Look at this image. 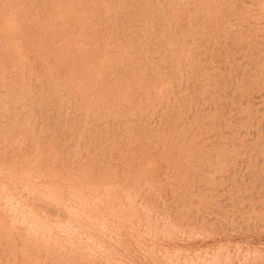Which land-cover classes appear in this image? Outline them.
<instances>
[{"label":"rangeland","instance_id":"374dc122","mask_svg":"<svg viewBox=\"0 0 264 264\" xmlns=\"http://www.w3.org/2000/svg\"><path fill=\"white\" fill-rule=\"evenodd\" d=\"M69 5L73 7L72 10ZM61 9L62 11L59 12ZM88 16L89 18H87ZM49 17L51 18L49 19ZM96 17H99V20ZM61 18L67 22H62ZM173 18L177 20H175L177 23ZM11 19L13 22L8 24L12 21ZM60 19L61 21L58 22ZM51 20L53 21L51 22ZM96 20L99 23H95L98 22ZM149 20L150 22H148ZM78 21L79 23H76ZM0 22V114L4 118L0 116V140L4 141L0 142V146L4 144L3 148L0 147V178H2L0 180V194L2 192L0 195V219H2L0 220V264H27V262L45 264L46 260L48 262L46 264H52L54 261L55 264H60V261L61 264H67L66 262L68 264L75 262V264L83 262L86 264H264V0H0ZM8 25L9 27L13 25L12 29L8 28ZM167 25H170L169 28ZM103 27H105L104 30ZM105 29L108 30L105 31ZM94 31H96L95 34ZM101 32L103 33L101 34ZM8 37H10L9 41L14 43L13 46L12 42H10L11 45L9 44ZM117 38H120L119 41ZM20 43L22 46L19 45ZM140 43L141 45H139ZM63 49L68 50L64 51ZM71 49L72 51H70ZM147 49L148 51H146ZM109 55L112 56L109 58ZM135 55H137V59ZM123 56L124 58H121ZM196 60L197 62H195ZM100 63L104 65L102 66ZM105 65L106 67H104ZM192 67L194 68L192 69ZM81 68L83 70L80 71ZM55 69L58 71L56 74ZM208 73L210 74L209 78H207ZM202 75L204 76L200 77ZM178 76H182V81L178 79L180 78ZM104 77L107 81L104 80ZM188 77L190 80L187 79ZM214 77L217 79L215 80ZM201 80L207 83L204 84ZM241 80L245 82L242 83ZM176 81L178 82L176 83ZM164 82H166L165 85ZM182 84L186 86V89ZM128 85L130 86L128 87ZM123 87L126 90L122 89ZM147 87L152 89V93ZM59 88L63 90H59ZM64 91H68V93ZM98 92L102 94L100 95ZM167 92L170 93L167 94ZM19 93L21 94L19 95ZM184 96L188 97L184 99ZM215 96L216 98H214ZM29 99H32L34 105ZM211 99L212 102L208 101ZM171 100L176 101L177 106L174 101L171 103ZM190 101L191 103H189ZM3 102L8 105L2 104ZM201 102H204L205 105ZM20 103H22V107ZM24 104L26 105L24 106ZM43 104L46 105V110L42 106ZM87 104L92 106L88 107ZM112 105L114 106L112 107ZM155 107L158 111L154 109ZM169 107H172L170 111ZM173 107H176L177 110L175 111ZM60 111L62 114L59 113ZM56 112L59 115L55 114ZM51 117L52 119H50ZM86 118L88 120L82 122ZM32 121L33 123L30 124ZM67 125L70 126L66 127ZM52 132L55 133L52 134ZM133 134H135L134 137ZM128 136L133 137L134 140L129 141ZM77 139L80 140L77 141ZM44 141L45 143H43ZM126 141L128 142L126 143ZM107 142L108 145H106ZM160 143L161 145H159ZM70 145L73 147L71 148ZM35 146L37 147L35 148ZM4 147L7 149L4 150ZM10 149L11 151H9ZM72 150L73 152H71ZM54 151H57L59 155ZM81 160L83 161L81 162ZM26 162L27 164H25ZM87 184H89V189ZM8 187L9 190L11 189L10 191H8ZM43 187L50 191H46ZM30 189L36 194L33 195L31 191L29 192ZM79 190L80 192H78ZM50 193L51 195H49ZM62 193L63 196H61ZM75 193L79 199L73 195ZM30 197H33V200ZM7 199L9 201L6 202ZM21 200L23 201L21 202ZM39 200L41 203L45 201L43 203L46 205L43 203L39 205L41 204L38 203ZM47 201L50 205L46 203ZM70 201L71 203H69ZM77 201L79 202L77 203ZM25 202L27 205L29 204L28 207ZM30 203L36 208L38 207V211H35V207H32ZM81 205H84L83 208L80 207ZM75 206H79L81 209L78 207L75 209ZM88 206H91V209ZM50 207L53 209L51 210ZM17 208H21L20 211ZM84 208L85 211H83ZM21 210L27 212L23 214ZM68 210L71 212L70 214ZM17 212L22 214L16 215ZM57 212L60 213L57 214ZM96 213L97 216H93ZM29 215L31 216L29 217ZM65 215L72 217H64ZM73 215L80 221H77L75 217L73 219ZM82 215V219H79V216L81 218ZM98 216H102L101 219ZM51 218H55L57 221L61 220L57 222ZM62 218L63 220L66 218V220L63 221ZM102 218L103 221L105 220V224ZM44 219L49 220L45 221ZM93 219L97 223L91 222ZM37 220L38 222L41 220V224L37 223ZM50 220L55 222V226L52 222H48ZM81 221L83 226L85 225L84 227L88 229L82 226ZM21 223L25 224L23 225L25 227ZM68 223L70 224L68 225ZM10 224L14 226H9ZM49 224L53 228H48ZM14 227L18 231H15ZM42 227L44 229L47 227V232L50 229L53 230L51 233H47ZM56 227L60 228V233ZM99 228L103 229L102 233H97L98 230H101ZM61 232H63V237ZM66 232L69 236H66ZM52 233L58 238V243H56L55 236V239H52L54 238ZM49 234L52 238L48 237ZM18 235L23 237L20 239ZM2 236L8 238L4 239ZM34 236L37 237L34 238ZM102 236L103 238H101ZM66 237H69V240ZM81 237L82 239L79 240ZM2 238L3 241H1ZM44 240H46V244ZM14 241L15 244H21L23 241L21 245H16L21 246L23 252L19 247L16 248ZM81 242L82 244H80ZM23 243H26L28 247ZM66 243L67 248L62 246ZM8 245L13 247L9 248ZM39 245L40 247L37 248ZM29 247L31 248L29 249ZM5 248L9 252H5ZM35 248L39 250L37 251ZM11 249L13 253L10 251ZM29 250H35V252L31 251V253ZM25 252L28 253V256L24 255ZM46 253L47 257H45ZM62 253L63 256H61ZM12 254L13 257H11ZM52 254L53 256H51ZM19 257L25 263L21 262ZM28 257L31 258L28 259ZM37 257H40L39 260ZM63 257L69 258V260L65 259V262ZM78 258L81 261L78 262ZM32 259L34 261L31 262Z\"/></svg>","mask_w":264,"mask_h":264},{"label":"bare ground","instance_id":"6f19581e","mask_svg":"<svg viewBox=\"0 0 264 264\" xmlns=\"http://www.w3.org/2000/svg\"><path fill=\"white\" fill-rule=\"evenodd\" d=\"M38 1H39V0H38ZM73 3H74V2H73ZM77 3H78V2H77ZM2 4H3V3H2ZM38 4H40V3L38 2ZM42 4H43V3H42ZM47 4H48V2H47ZM83 4H84V3H83ZM204 4H205V3H204ZM208 4L210 5V3H208ZM208 4H207V5H208ZM13 5H14V4H13ZM13 5H12V6H13ZM74 5L77 6L76 3H74ZM78 5H79V3H78ZM209 5H208V6H209ZM211 5H212V4H211ZM12 6H11V7H12ZM36 6H37V5H36ZM36 6H35V8H36ZM45 6H46V5H45ZM69 6H70V5H69ZM193 6H196V5H193ZM193 6H192V7H193ZM200 6H201V5H200ZM203 6H204V5H202L201 7H203ZM212 6H213V5H212ZM216 6H217V5H216ZM65 7H66V6H65ZM67 7H68V6H67ZM78 7H79V6H78ZM81 7H82V6H81ZM84 7H85V5H84ZM89 7H90V5H89ZM89 7H88V8H89ZM100 7H101V6H100ZM116 7H117V6H116ZM196 7H197V6H196ZM206 7H207V6H206ZM12 8H13V7H12ZM15 8H16V6H15ZM35 8H34V9H35ZM69 8L72 10L73 7L70 6ZM93 8H95V7H93ZM102 8H103V6H102ZM104 8H105V7H104ZM197 8H198V7H197ZM199 8H200V7H199ZM7 9H8V8H7ZM38 9H39V8H38ZM44 9H45V8H44ZM80 9H81V8H80ZM82 9H83V8H82ZM82 9H81V10H82ZM96 9H97V7H96ZM192 9H194V8H192ZM200 9H201V8H200ZM205 9H207V8H205ZM14 10H15V9H14ZM32 10H33V9H32ZM66 10H67V9H66ZM81 10H80V11H81ZM90 10H91V9H90ZM170 10H171V9H170ZM184 10H185V9H184ZM194 10H195V9H194ZM34 11H35V10H34ZM60 11H62V9L59 10V12H60ZM67 11H68V10H67ZM69 11H70V10H69ZM73 11H75V10H73ZM77 11H78V10H77ZM109 11H110V10H109ZM203 11H204V9H203ZM90 12H91V11H90ZM171 12H172V11H171ZM199 12H200V11H199ZM169 13H170V12H169ZM34 14H35V12H34ZM112 14H113V13H112ZM165 14H166V13H165ZM173 14H174V13H173ZM30 15H31V14H30ZM171 15H172V14H171ZM175 15H176V14H175ZM94 16H95V15H94ZM94 16H93V17H94ZM30 17H32V15H31ZM168 17H170V16H168ZM174 17H177V16H174ZM47 18H48V17H47ZM50 18H51V17H49V19H50ZM52 18H53V17H52ZM87 18H89V16H88ZM90 18H91V20H92V17H90ZM96 18H97V17H96ZM98 18H99V17H98ZM98 18H97V19H98ZM106 18H107V17H106ZM165 18H166V17H165ZM61 19H62V18H61ZM61 19L58 20V22L61 21ZM100 19H102V18H100ZM171 19H172V17H171ZM171 19H169V20L171 21ZM173 19H174V18H173ZM11 20H12V19H11ZM67 20H68V19H67ZM98 20H99V19H98ZM98 20H96V21H98ZM103 20H104V19H103ZM164 20H165V19H164ZM164 20H163V21H164ZM166 20H167V19H166ZM169 20H168V21H169ZM175 20H176V19H174V21H175ZM49 21H50V20H49ZM52 21H53V20H51V22H52ZM63 21H65V20L62 19V22H63ZM79 21H80V20H79ZM79 21L76 22V23H79ZM82 21H83V20H82ZM87 21H88V20H87ZM87 21H86V22H87ZM94 21H95V20H94ZM144 21L146 22V20H144ZM163 21H162V22H163ZM172 21H173V20H172ZM176 21H177V20H176ZM176 21H175V22H176ZM187 21H188V20H187ZM191 21H192V20H191ZM11 22H13V20L10 21V22H8V24H10ZM43 22H45V21H43ZM43 22H42V23H43ZM56 22H57V21H56ZM65 22H67V21H65ZM90 22H91V21H90ZM102 22H103V21H102ZM135 22H136V21H135ZM148 22H150V20H149ZM0 23H1V22H0ZM39 23H40V22H39ZM39 23H38V24H39ZM45 23H47V22H45ZM74 23H75V22H74ZM81 23H82V22H81ZM81 23H80V25H81ZM91 23H92V22H91ZM95 23H99V21H98V22H95ZM115 23H116V22H115ZM115 23H113V24H115ZM118 23H120V22H118ZM153 23H154V22H153ZM168 23H169V22H168ZM176 23H177V22H176ZM193 23H194V22H193ZM193 23H191V24H193ZM195 23H196V22H195ZM71 24H72V23H71ZM82 24H83V23H82ZM86 24H87V23H86ZM121 24H122V23H121ZM143 24H144V23H143ZM162 24H163V23H162ZM187 24H188V23H187ZM198 24H199V23H198ZM198 24H197V25H198ZM40 25H41V24H40ZM46 25H48V24H46ZM53 25H54V24H53ZM80 25H79V26H80ZM92 25H93V24H92ZM108 25H110V24H108ZM124 25H126V24H124ZM134 25H135V24H134ZM149 25H150V24H149ZM163 25H165V23H164ZM163 25H162V26H163ZM173 25H174V24H173ZM197 25H196V26H197ZM12 26H13V25H12ZM12 26L9 27V25H8V28H11V29H12ZM15 26H16V25H15ZM42 26H43V25H42ZM44 26H45V24H44ZM44 26H43V27H44ZM50 26H51V25H50ZM54 26H55V25H54ZM59 26H60V25H59ZM59 26H58V27H59ZM69 26H70V25H69ZM90 26H91V25H90ZM113 26H114V25H113ZM143 26H144V25H143ZM145 26H146V25H145ZM167 26H168V25H167ZM167 26H166V27H167ZM169 26H170V25H169ZM169 26H168V28H169ZM182 26H185V25H182ZM186 26L189 27L188 25H186ZM191 26H192V25H191ZM194 26H195V25H194ZM38 27H39V25H38ZM38 27H37V28H38ZM58 27H57V28H58ZM80 27H81V26H80ZM88 27H89V26H88ZM107 27H108V26H107ZM117 27H118V26H117ZM119 27H120V24H119ZM122 27H123V26H122ZM136 27H137V26H136ZM13 28H14V27H13ZM104 28H105V27H103V30H104ZM108 28H110V27H108ZM113 28H114V27H113ZM120 28H121V27H120ZM130 28H131V27H130ZM143 28H144V27H143ZM159 28H160V27H159ZM173 28L175 29L174 26H173ZM182 28H183V27H182ZM34 29H36V28H34ZM44 29H46V28H44ZM49 29H50V28H49ZM49 29H48V32H49ZM52 29L54 30V28H52ZM64 29H66V28H64ZM69 29H70V27H69ZM73 29H74V28H73ZM78 29H79V27H78ZM78 29H77V30H78ZM125 29H126V28H125ZM148 29H150V28H148ZM160 29H161V28H160ZM163 29H164V28H163ZM163 29H162V30H163ZM188 29H189V28H188ZM188 29H187V30H188ZM77 30H76V32H77ZM107 30H108V29H107ZM107 30L105 29V31H107ZM111 30H112V29H111ZM114 30L116 31L117 29H114ZM145 30H147V29H145ZM166 30H167V29H166ZM166 30H165V32H166ZM187 30H186V31H187ZM194 30H195V29H194ZM13 31H14V30H13ZM35 31H37V30H35ZM66 31H67V30H66ZM131 31H132V29H131ZM134 31H135V30H134ZM134 31H133V32H134ZM141 31H142V30H141ZM143 31H144V30H143ZM153 31H154V30H153ZM177 31H178V30H177ZM177 31H176V32H177ZM3 32H5V31H3ZM7 32H9V31H7ZM10 32H11V31H10ZM38 32H39V31H38ZM40 32H41V29H40ZM45 32H46V31H45ZM95 32H96V31H94V34H95ZM103 32H104V31H103ZM103 32H101V34H102ZM110 32H112V31H110ZM135 32H136V31H135ZM139 32H140V31H139ZM159 32H160V31H159ZM168 32H169V31H168ZM172 32H173V31H172ZM172 32H171V34H172ZM178 32H179V31H178ZM182 32H183V31H182ZM195 32H196V31H195ZM13 33H14V32H13ZM13 33H12V34H13ZM124 33H125V32H124ZM124 33H123V34H124ZM131 33H132V32H131ZM141 33H142V32H141ZM166 33H167V32H166ZM192 33H193V32H192ZM41 34H42V32H41ZM59 34H60V33H59ZM68 34H69V33H68ZM70 34H71V32H70ZM104 34H105V33H104ZM142 34H143V33H142ZM142 34H141V35H142ZM146 34H147V33H146ZM159 34H161V33H159ZM175 34H176V33H175ZM183 34H184V33H183ZM183 34H182V35H183ZM194 34H195V33H194ZM2 35H3V34H2ZM38 35H39V34H38ZM51 35H52V34H51ZM60 35H61V34H60ZM66 35H67V33H66ZM88 35H89V34H88ZM91 35H92V34H91ZM91 35H90V36H91ZM97 35H98V34H97ZM99 35H100V34H99ZM106 35H107V34H106ZM130 35H131V34H130ZM133 35H134V34H133ZM139 35H140V34H139ZM143 35H144V34H143ZM152 35H153V34H152ZM167 35H168V33H167ZM186 35H187V34H186ZM13 36H14V35H13ZM41 36H42V35H41ZM46 36H47V35H46ZM101 36H102V35H101ZM101 36H100V37H101ZM123 36H124V35H123ZM148 36H149V35H148ZM150 36H151V35H150ZM157 36H158V35H157ZM157 36H156V38H157ZM159 36H160V35H159ZM180 36H181V35H180ZM3 37H4V36H3ZM3 37H2V39L4 40ZM6 37H7V36H6ZM62 37H64V36H62ZM93 37H94V36H93ZM93 37H92V38H93ZM104 37H105V36H104ZM107 37H108V36H107ZM120 37H121V36H120ZM137 37H138V36H137ZM151 37H152V36H151ZM167 37H168V36H167ZM172 37H173V36H172ZM185 37H186V36H185ZM9 38H10V37H8V41H9ZM64 38H65V37H64ZM92 38H91V39H92ZM98 38H99V36H98ZM102 38H103V37H102ZM102 38H100L101 41H102ZM121 38H122V37H121ZM135 38H136V37H135ZM143 38H144V37H143ZM143 38H142V39H143ZM162 38H163V37H162ZM165 38H166V37H165ZM165 38H164V39H165ZM11 39H12V38H11ZM118 39H120V38H117V40H118ZM137 39H138V38H137ZM140 39H141V38H140ZM151 39H152V38H151ZM160 39H161V38H160ZM175 39H176V38H175ZM179 39H180V38H179ZM80 40H81V39H80ZM83 40H84V39H83ZM96 40H97V39H96ZM96 40H93V41L96 42ZM146 40H147V39H146ZM171 40H172V39H171ZM46 41H47V40H46ZM55 41H56V40H55ZM59 41H61V40H59ZM93 41H92V42H93ZM115 41H116V40H115ZM118 41H119V40H118ZM149 41H150V40H149ZM149 41H148V42H149ZM166 41H169V40H166ZM166 41H165V42H166ZM174 41L177 42V40H174ZM179 41H181V40H179ZM186 41H187V40H186ZM10 42H12V41H11V40L9 41V44L11 45ZM48 42H49V40H48ZM89 42H91V41H89ZM113 42H114V41H113ZM165 42H163V43H165ZM169 42H170V41H169ZM169 42H168V43H169ZM181 42L184 43L183 41H181ZM189 42H190V41H189ZM57 43H58V42H57ZM78 43H79V42H78ZM85 43H86V41H85ZM138 43H139V42H138ZM146 43H147V41H146ZM150 43H151V41H150ZM150 43H149V44H150ZM13 44H14V43L12 42V46H13ZM50 44H51V43H50ZM83 44H84V43H83ZM149 44H148V45H149ZM185 44H186V43H185ZM19 45H21V43H20ZM79 45H80V43H79ZM81 45H82V44H81ZM139 45H141V43H140ZM145 45H147V44H145ZM150 45H151V44H150ZM152 45H153V44H152ZM182 45H183V44H182ZM14 46H15V45H14ZM21 46H22V45H21ZM153 46H154V45H153ZM163 46H164V45H163ZM180 46H181V45H180ZM126 47H127V46H126ZM126 47H125V48H126ZM135 47H136V45H135ZM140 47H141V46H140ZM147 47H148V46H147ZM149 47H151V46H149ZM161 47H162V46H161ZM175 47H176V46H175ZM13 48H16V47H13ZM67 48H68V47H67ZM73 48H74V47H73ZM182 48H183V47H182ZM194 48H195V47H194ZM194 48H193V49H194ZM18 49H19V48H18ZM21 49H22V48H20V50H21ZM68 49H69V48H68ZM68 49H63V50L65 51V50H68ZM106 49H107V48H106ZM145 49H146V48H145ZM149 49H150V48H149ZM152 49H154V48H152ZM152 49H151V50H152ZM167 49H168V47H167ZM169 49H170V47H169ZM171 49H172V48H171ZM14 50H15V49H14ZM16 50H17V49H16ZM77 50H78V49H77ZM97 50H98V49H97ZM116 50H117V49H116ZM151 50H150V51H151ZM172 50H173V49H172ZM174 50H175V49H174ZM180 50H181V49H180ZM185 50H186V48H185ZM21 51H22V50H21ZM64 51H63V52H64ZM70 51H72V49H71ZM128 51H129V49H128ZM146 51H148V49H147ZM176 51H177V50H176ZM14 52L17 53L18 51H14ZM61 52H62V51H61ZM66 52H67V51H66ZM68 52H69V51H68ZM120 52H122V51H120ZM129 52H131V51H129ZM129 52L127 53V55L129 54ZM165 52H166V51H165ZM181 52H182V51H181ZM185 52H187V51H185ZM185 52H184V53H185ZM59 53H60V52H59ZM107 53H108V51H107ZM131 53H132V52H131ZM133 53H134V52H133ZM135 53H136V52H135ZM145 53H146V52H145ZM145 53H144V54H145ZM170 53H171V52H170ZM187 53H188V52H187ZM187 53H186V54H187ZM193 53H194V52H193ZM1 54H2V53H1ZM71 54H72V53H71ZM98 54H99V53H98ZM136 54H137V53H136ZM172 54H173V53H172ZM179 54H180V53H179ZM190 54H191V53H190ZM15 55H16V54H15ZM96 55H97V53H96ZM96 55H95V57H96ZM105 55H107V54H105ZM112 55H113V54H112ZM112 55H109V58H110V56H112ZM133 55H134V54H133ZM176 55H177V54H176ZM176 55H175V56H176ZM3 56H4V55H3ZM3 56H2V57H3ZM17 56H18V54H17ZM72 56H73V54H72ZM103 56H104V55H103ZM103 56H102V57H103ZM124 56H125V55H124ZM124 56L121 57V58H124ZM131 56H132V55H131ZM136 56H137V55H135V58H136ZM148 56H149V55H148ZM170 56H171V55H170ZM170 56H169V58H170ZM178 56H179V55H178ZM193 56H194V55H193ZM18 57H19V56H18ZM33 57H34V56H33ZM93 57H94V56H93ZM95 57H94V58H95ZM119 57H120V56H119ZM127 57H128V56H127ZM173 57H174V55L172 56V58H173ZM188 57H189V56H188ZM191 57H192V56H191ZM19 58H21V57H19ZM99 58H100V55H99ZM99 58H98V60H99ZM104 58H105V57H104ZM107 58H108V56H107ZM177 58H178V57H177ZM189 58H190V57H189ZM0 59H1V58H0ZM29 59H30V58H29ZM36 59H37V58H36ZM89 59H90V56H89ZM95 59H96V58H95ZM136 59H137V58H136ZM158 59H159V58H158ZM24 60H25V59H24ZM48 60H49V59H48ZM48 60H47V61H48ZM87 60H88V59H87ZM91 60L94 61V59H91ZM91 60H90V61H91ZM103 60H104V59H103ZM108 60H109V59H108ZM115 60H116V59H115ZM115 60H111V61H115ZM139 60H140V58H139ZM139 60H138V61H139ZM171 60H172V59H171ZM194 60H195V59H194ZM45 61H46V59H45ZM84 61H85V60H84ZM93 61H92V62H93ZM96 61H97V60H96ZM104 61H105V60H104ZM133 61H134V60H133ZM157 61H158V60H157ZM169 61H170V59H169ZM24 62H25V61H24ZM49 62H50V61H49ZM76 62H77V61H76ZM85 62H86V61H85ZM85 62H84V63H85ZM135 62H136V60H135ZM148 62H150V60H148ZM171 62H172V61H171ZM177 62H178V60H177ZM177 62H176V64H177ZM179 62H180V61H179ZM184 62H185V61H184ZM184 62H183V63H184ZM189 62H190V61H189ZM195 62H197V60H196ZM0 63H1V62H0ZM38 63H39V62H38ZM84 63H83V64H84ZM88 63H89V62H88ZM96 63H97V62H96ZM116 63H117V62H116ZM126 63H127V61H126ZM126 63H125V64H126ZM133 63H134V62H133ZM146 63H147V62H146ZM52 64H53V63H52ZM55 64H56V63H55ZM90 64H91V63H90ZM100 64H101V63H100ZM114 64H115V62H114ZM117 64H118V63H117ZM129 64H130V63H129ZM131 64H132V63H131ZM136 64H137V63H136ZM136 64H135V65H136ZM143 64H144V63H143ZM154 64H155V62H154ZM158 64H159V63H158ZM189 64H190V63H189ZM189 64H188V65H189ZM193 64H194V63H193ZM0 65H1V64H0ZM20 65H21V64H20ZM47 65H49V64H47ZM56 65H57V64H56ZM76 65H77V64H76ZM101 65H102V64H101ZM103 65H104V64H103ZM103 65H102V66H103ZM108 65H109V63H108ZM112 65H113V64H112ZM137 65H138V64H137ZM161 65H162V64H161ZM185 65H186V64H185ZM39 66H40V65H39ZM57 66H58V65H57ZM59 66H60V65H59ZM117 66H118V65H117ZM120 66H121V65H120ZM127 66H128V65H127ZM157 66H158V65H157ZM163 66H164V65H163ZM176 66H177V65H176ZM178 66H179V65H178ZM190 66H191V65H190ZM2 67H3V66H2ZM51 67H52V66H51ZM51 67H50V69H51ZM54 67H55V66H54ZM79 67H80V66H79ZM104 67H106V65H105ZM124 67H125V66H124ZM138 67H140V66L138 65ZM138 67H136V68H138ZM143 67H144V66H143ZM149 67H150V66H149ZM155 67H156V66H155ZM170 67H171V66H170ZM4 68H5V67H4ZM83 68H84V67H83ZM115 68H116V67H115ZM121 68H122V67H121ZM157 68H158V67H157ZM171 68H172V67H171ZM190 68H191V67H190ZM193 68H194V67H192V69H193ZM0 69H1V67H0ZM8 69H9V68H8ZM22 69H23V68H22ZM34 69H35V68H34ZM38 69H39V68H38ZM56 69H57V68H56ZM56 69H55V70H56ZM103 69H104V68H103ZM124 69H125V68H124ZM129 69H131V68H129ZM133 69H134V68H133ZM155 69H156V68H155ZM155 69H152V70H155ZM159 69H160V68H159ZM162 69H163V68H162ZM165 69H166V68H165ZM177 69H178V68H177ZM233 69H234V68H233ZM3 70H4V69H3ZM9 70H10V69H9ZM55 70H53V71H55ZM81 70H83V69L81 68L80 71H81ZM97 70H98V69H97ZM99 70L101 71V69H99ZM113 70H114V69H113ZM152 70H151V71H152ZM175 70H176V69H175ZM229 70H230V69H229ZM234 70H235V69H234ZM56 71H57V70H56ZM59 71H60V70H59ZM111 71H112V70H111ZM127 71H128V70H127ZM138 71H139V69H138ZM138 71H137V72H138ZM151 71H150V73H151ZM156 71L158 72V69H157ZM159 71H161V70H159ZM171 71H172V69H171ZM190 71H191V72H190ZM190 71H189V72L192 73V70H190ZM1 72H2V70H1ZM24 72H25V71H24ZM91 72H92V71H91ZM103 72H104V71H103ZM107 72H109V71L107 70ZM116 72L118 73V70H116ZM120 72H121V71H120ZM152 72H153V71H152ZM163 72H165V71H163ZM163 72H162V73H163ZM174 72H175V71H174ZM174 72H173V73H174ZM177 72H178V70H177ZM35 73H36V72H35ZM35 73H34V75H35ZM56 73H58V71L55 72V74H56ZM59 73H61V72H59ZM154 73H155V72H154ZM175 73H176V72H175ZM178 73H179V72H178ZM178 73H177V74H178ZM229 73H230V72H229ZM229 73H228V75H229ZM233 73H234V72H233ZM237 73H238V72H237ZM237 73H236V74H237ZM3 74H5V73H3ZM8 74H9V73H8ZM8 74H7V75H8ZM64 74H65V73H64ZM64 74H61V75H64ZM92 74H93V73H92ZM106 74H107V73H106ZM119 74H120V73H119ZM148 74H149V73H148ZM148 74H147V75H148ZM156 74H157V73H156ZM158 74H159V73H158ZM180 74H181V73H180ZM193 74H194V73H193ZM226 74H227V72H226ZM40 75H41V74H40ZM120 75H121V74H120ZM160 75H162V74H160ZM174 75H176V74H174ZM186 75H188V74H186ZM191 75H192V74H191ZM191 75H190V77H191ZM200 75H201V74H200ZM209 75H210V74L208 73V77H207V78H209ZM216 75H217V74H216ZM66 76H68V75H66ZM90 76H93V75H90ZM106 76H107V75H106ZM110 76H111V75H110ZM156 76H158V75H156ZM203 76H204V75H202V76H200V77H203ZM211 76H212V75H211ZM229 76H230V75H229ZM229 76H228V77H229ZM59 77H60V74H59ZM79 77H80V76H79ZM112 77H113V76H112ZM119 77H120V76H119ZM147 77H149V76H147ZM151 77H152V76H151ZM154 77H155V76H154ZM158 77H159V76H158ZM178 77H180V78H178V79L181 80V77H182V76H178ZM196 77H197V76H196ZM212 77H213V76H212ZM241 77H242V76H241ZM245 77H246V76H245ZM14 78H15V77H14ZM77 78H78V76H77ZM93 78H94V77H93ZM116 78H117V77H116ZM218 78H219V77H218ZM225 78H226V77H225ZM225 78H224V79H225ZM231 78H232V77H231ZM233 78H234V76H233ZM233 78H232V79H233ZM6 79H7V78H6ZM41 79H42V78H41ZM114 79H115V78H114ZM148 79H149V78H148ZM154 79H156V77H155ZM187 79H189V77H188ZM200 79H201V78H200ZM210 79H211V78H210ZM212 79H213V78H212ZM214 79L216 80L217 78L214 77ZM234 79H235V78H234ZM241 79H242V78H241ZM21 80H22V79H21ZM65 80H66V79H65ZM104 80H106L105 77H104ZM112 80H113V79H112ZM135 80H137V79H135ZM150 80H151V79H150ZM176 80H177V79H176ZM189 80H190V79H189ZM203 80H204V79H203ZM203 80H201V82H202ZM205 80H206V76H205ZM215 80H214V81H215ZM218 80H219V79H218ZM238 80H240V79H238ZM243 80H244V78H243ZM16 81H17V80H16ZM28 81H29V80H28ZM60 81H61V79H60ZM60 81H59V82H60ZM67 81H68V79H67ZM74 81H75V80H74ZM97 81H98V80H97ZM106 81H107V80H106ZM138 81H140V80H138ZM153 81H154V80H153ZM170 81H171V80H170ZM174 81H175V80H174ZM181 81H182V80H181ZM183 81H184V80H183ZM210 81H211V80H210ZM212 81H213V80H212ZM212 81H211V82H212ZM220 81H221V80H220ZM233 81H234V80H233ZM14 82H15V81H14ZM20 82H21V81H20ZM45 82H46V81H45ZM71 82H72V81H71ZM110 82H111V81H110ZM177 82H178V81H176V83H177ZM179 82H180V81H179ZM190 82H191V81H190ZM205 82H206V81H205ZM205 82H202V83L206 84L207 82H206V83H205ZM218 82H219V81H218ZM222 82H223V81H222ZM241 82H242V80H241ZM243 82H245V81H243ZM243 82H242V83H243ZM6 83H7V82H6ZM56 83H57V82H56ZM66 83H67V82H66ZM76 83H77V82H76ZM79 83H80V82H79ZM88 83H90V82H88ZM99 83H100V81H99ZM137 83H138V82H137ZM165 83H166V82H164V85H165ZM170 83H171V82H170ZM186 83H187V81H186ZM9 84H10V83H9ZM26 84H27V83H26ZM63 84H64V83H63ZM73 84H74V83H73ZM77 84H78V83H77ZM77 84H74V85L77 86ZM143 84H144V83H143ZM145 84H146V83H145ZM147 84L149 85V83H147ZM183 84H184V83H183ZM183 84H182V85H183ZM204 84H203V85H204ZM211 84H212V83H211ZM216 84H217V83H216ZM240 84H241V83H240ZM0 85H1V84H0ZM80 85H81V84H80ZM80 85H79V86H80ZM96 85H97V84H96ZM130 85H131V84H130ZM130 85H128V87H129ZM160 85H161V84H160ZM170 85H171V84H170ZM175 85H176V84H175ZM177 85H178V84H177ZM214 85H215V84H214ZM7 86H8V85H7ZM145 86H147V85H145ZM149 86H150V85H149ZM178 86H179V85H178ZM183 86H184V85H183ZM241 86H242V84H241ZM16 87H17V86H16ZM16 87H15V88H16ZM46 87H47V86H46ZM60 87H61V86H60ZM72 87H73V86H72ZM124 87H125V86H124ZM124 87H123L122 89H125ZM133 87H134V86H133ZM137 87H138V86H137ZM163 87H164V86H163ZM163 87H162V88H163ZM168 87H169V86H168ZM176 87H177V86H176ZM185 87H186V86H184V89H186ZM213 87H214V86L212 85V88H213ZM8 88H9V87H8ZM11 88H12V91H13V89H14L13 86H12ZM69 88H70V87H69ZM69 88H67V89H69ZM118 88H119V87H118ZM120 88H121V87H120ZM147 88H148V90L151 92L152 89H151L150 87H147ZM149 88H150V89H149ZM156 88H157V87H156ZM178 88H179V87H178ZM204 88H205V86H204ZM209 88H211L210 85H209ZM209 88H208V89H209ZM17 89H18V88H17ZM46 89H47V88H46ZM61 89H62V88H61ZM61 89L59 88V90H61ZM71 89H72V88H71ZM74 89H76V88H74ZM90 89H91V88H90ZM127 89L129 90V88H127ZM138 89H139V88H138ZM201 89H203V88H201ZM201 89H200V90H201ZM205 89H206V88H205ZM10 90H11V89H10ZM25 90H26V89H25ZM62 90H63V89H62ZM72 90H73V89H72ZM125 90H126V89H125ZM145 90H146V89H145ZM145 90H144V91H145ZM174 90H175V89H174ZM181 90H182V89H181ZM212 90H213V89H212ZM242 90H243V89H242ZM244 90H245V88H244ZM16 91H17V90H16ZM38 91H39V90H38ZM45 91H46V90H45ZM70 91H71V90H70ZM88 91H90V90H88ZM154 91H157V90H154ZM175 91L177 92V90H175ZM179 91H180V90H179ZM214 91H216V90H214ZM64 92H65V93H68V91H67V92L64 91ZM111 92H112V91H111ZM150 92H148V93H150ZM170 92H171V91H170ZM170 92H167V94L170 93ZM176 92H175V93H176ZM180 92H181V91H180ZM201 92H202V91H201ZM201 92H200V93H201ZM206 92H208V91H206ZM241 92H242V91H241ZM245 92H246V90L244 91V93H245ZM7 93H8V91H7ZM14 93H17V92H14ZM98 93H99V92H98ZM113 93H114V92H113ZM125 93H127V92H125ZM148 93H147V94H148ZM151 93H152V92H151ZM155 93H156V92H155ZM158 93H159V92H158ZM175 93H174V94H175ZM184 93H185V92H184ZM211 93H212V92H211ZM5 94H6V93H5ZM10 94H11V92H10ZM20 94H21V93H19V95H20ZM74 94H75V93H74ZM99 94H100V93H99ZM101 94H102V93H101ZM101 94H100V95H101ZM115 94H116V93H115ZM137 94H138V93H137V90H136V95H137ZM140 94H141V93H140ZM140 94H139V96H140ZM156 94H157V93H156ZM174 94H173V95H174ZM176 94H177V93H176ZM180 94H181V93H180ZM182 94H183V92H182ZM185 94H186V93H185ZM187 94H188V93H187ZM213 94L215 95V93H213ZM8 95H9V94H8ZM14 95H15V94H14ZM14 95H13V96H14ZM24 95H25V94H24ZM61 95L63 96L64 94H61ZM75 95H76V94H75ZM89 95H90V94H89ZM133 95H135V94H133ZM145 95H146V94H145ZM154 95H155V94H153V96H154ZM201 95H202V94H201ZM211 95H212V94H211ZM242 95H243V94H242ZM11 96H12V94H11ZM11 96H10V97H11ZM27 96H28V95H27ZM32 96H34V95H32ZM32 96H31V97H32ZM47 96H48V95H47ZM62 96H61V97H62ZM112 96H113V95H112ZM116 96L118 97V95H116ZM141 96H142V95H141ZM155 96H156V95H155ZM166 96H167V95H166ZM170 96L172 97V95H170ZM178 96H179V95H178ZM178 96H176V97H178ZM206 96H207V95H206ZM3 97H4V96H3ZM35 97H36V96H35ZM65 97H66V96H65ZM76 97H77V96H76ZM100 97H101V96H100ZM134 97H135V96H134ZM187 97H188V96H187ZM187 97L184 96V99H186ZM189 97H190V96H189ZM212 97H213V95H212ZM212 97H211V98H212ZM241 97H242V96H241ZM14 98H15V96H14ZM59 98H60V97H59ZM69 98H70V97H69ZM71 98H72V97H71ZM73 98H74V97H73ZM91 98H93V97H91ZM113 98H114V97H113ZM143 98H144V96H143ZM146 98H147V97H146ZM172 98H175V97H172ZM207 98H208V97H207ZM214 98H216V96H215ZM103 99H105L104 96H103ZM120 99H121V98H120ZM188 99H189V98H188ZM192 99H193V98H192ZM209 99H210V98H209ZM212 99H213V98H212ZM212 99H211V100H208V101H211V102H212ZM29 100H30V99H29ZM31 100H32V99H31ZM31 100H30V101H31ZM74 100H75V99H74ZM78 100H79V99H78ZM106 100H107V98H106ZM110 100H111V99H110ZM116 100H117V99H116ZM139 100H140V98H139ZM144 100H145V99H144ZM147 100H148V99H147ZM149 100H150V98H149ZM152 100H153V99H152ZM163 100H164V99H163ZM168 100H169V99H168ZM177 100H178V99H177ZM193 100H195V99H193ZM193 100H191V101H193ZM205 100H207V99H205ZM215 100H216V99H215ZM9 101H10V99H9ZM41 101H43V100H41ZM89 101H90V100H89ZM117 101H118V100H117ZM145 101H146V100H145ZM171 101H172V100H171ZM173 101H174V100H173ZM173 101H172L171 103H173ZM187 101H188V100H187ZM187 101H186V102H187ZM191 101H190L189 103H191ZM0 102H1V101H0ZM10 102H11V101H10ZM31 102H32V105H34V104H33V101H31ZM60 102H61V101H60ZM68 102H69V101H68ZM75 102H76V101H75ZM86 102L88 103V101H86ZM90 102H91V101H90ZM106 102H107V101H106ZM108 102H110V101H108ZM121 102H122V100H121ZM147 102H149V101H147ZM147 102H146V103H147ZM154 102H155V101H154ZM162 102H164V101H162ZM169 102H170V101H169ZM175 102H176V101H174V104H175ZM195 102H196V101H195ZM204 102H205V101H204ZM204 102H201V103H203V104L205 105ZM206 102H207V101H206ZM4 103H5V102H3L2 104H4ZM8 103H9V102H8ZM13 103H14V102H13ZM23 103H24V102H23ZM28 103H30V102L28 101ZM37 103H38V102H37ZM73 103H74V102H73ZM115 103H116V102H115ZM118 103H119V101H118ZM189 103H188V105H190ZM196 103H197V102H196ZM196 103H195V104H196ZM215 103H216V102H215ZM2 104H1V105H2ZM5 104L8 105L7 103H5ZM21 104H22V103H20V105H21ZM41 104H42V103H41ZM68 104H69V103H68ZM110 104H111V103H110ZM110 104H107V105H110ZM149 104H151V103H149ZM157 104H158V103H157ZM176 104H178V103H176ZM176 104H175V106H177ZM197 104H199V103H197ZM20 105H19V106H20ZM25 105H26V104H24V106H25ZM37 105H38V104H37ZM37 105H36V106H37ZM51 105H52V104H51ZM65 105H66V104H65ZM72 105L74 106V104H72ZM82 105H83V104H82ZM169 105H170V104H169ZM169 105H168V106H169ZM191 105H192V104H191ZM193 105H194V104H193ZM193 105H192V106H193ZM237 105H238V104H237ZM16 106H17V105H16ZM36 106H35V107H36ZM42 106H44V104H43ZM45 106H46V105H45ZM45 106H44V107H45ZM83 106H84V105H83ZM83 106H82V107H83ZM87 106L90 107V106H92V105H91V104H89V105L87 104ZM113 106H114V105H112V107H113ZM122 106H123V105H122ZM134 106H135V105H134ZM134 106H133V108H134ZM139 106H140V105H139ZM172 106H174V105H172ZM178 106H179V105H178ZM186 106H187V105H186ZM192 106H191V107H192ZM194 106H195V105H194ZM17 107H18V106H17ZM17 107H15V108H17ZM21 107H22V105H21ZM48 107H49V106H48ZM52 107H53V106H52ZM109 107H111V106H109ZM145 107H146V106H145ZM152 107H154L153 104H152ZM161 107H162V106H161ZM36 108H37V107H36ZM67 108H68V107H67ZM73 108H74V107H73ZM96 108H97V107H96ZM96 108H95V110H96ZM137 108H138V107H137V104H136V109H137ZM146 108H148V107H146ZM169 108H170V109H169ZM169 108H168V109H169V111H170L172 107H169ZM173 108H174V107H173ZM188 108H189V107H188ZM201 108H204V107H201ZM30 109L33 110L34 108H30ZM42 109H43V108H42ZM42 109H40V111H42ZM46 109H47V108L45 107V110H46ZM74 109H75V108H74ZM74 109H73V111H74ZM109 109L111 110V108H109ZM122 109H124V108H122ZM126 109H127V108H126ZM154 109L156 110V107H155ZM159 109H160V108H159ZM174 109H175V111L177 110L176 107H175ZM189 109H190V108H189ZM189 109H188V110H189ZM204 109H205V108H204ZM16 110H17V109H16ZM45 110H44V111H45ZM51 110H52V109H51ZM65 110H66V109H65ZM75 110H76V109H75ZM95 110H94V111H95ZM103 110H104V108H103ZM128 110H129V109H128ZM130 110H131V109H130ZM130 110H129V111H130ZM132 110H133V109H132ZM140 110H141V109H140ZM149 110H150V109H149ZM166 110H167V108H166ZM191 110H192V109H191ZM4 111H5V110H4ZM4 111H3V112H4ZM14 111H15V110H14ZM14 111H13V112H14ZM18 111H19V110H18ZM26 111H27V110H26ZM36 111H37V110H36ZM48 111H49V110H48ZM63 111H64V110H63ZM67 111H68V110H67ZM83 111H84V110H83ZM94 111H93V112H94ZM111 111H112V110H111ZM122 111H123V110H122ZM124 111H125V110H124ZM129 111H128V114H129ZM151 111H152V110H151ZM151 111H149V113H151ZM156 111H158V110H156ZM156 111H155V112H156ZM159 111H160V110H159ZM203 111H204V110H203ZM19 112H20V111H19ZM64 112H65V111H64ZM71 112H72V111H71ZM91 112H92V111H91ZM93 112H92V113H93ZM95 112H96V111H95ZM95 112H94V113H95ZM126 112H127V111H126ZM131 112H132V111H131ZM139 112H140V111H139ZM166 112H168V111H166ZM166 112H165V113H166ZM172 112H173V111H172ZM15 113H16V112H15ZM24 113H25V111H24ZM59 113L62 114L61 111H60ZM59 113L57 114V112H56L55 114L59 115ZM74 113H75V112H74ZM103 113H104V112H103ZM114 113H115V112H114ZM121 113H122V112H121ZM121 113H120V114H121ZM146 113H147V112H146ZM157 113H158V112H157ZM168 113H169V112H168ZM194 113H195V112H194ZM3 114H6V113H3ZM37 114L39 115L38 112H37ZM37 114H36V115H37ZM49 114H50V113H49ZM72 114H73V113H72ZM88 114H89V113H88ZM90 114H91V113H90ZM132 114H133V112H132ZM158 114H159V113H158ZM172 114H173V113H172ZM172 114H171V116H172ZM7 115H8V113H7ZM42 115H43V114H42ZM44 115H45V114H44ZM73 115H74V114H73ZM79 115H80V114H79ZM100 115H101V114H100ZM102 115H104V114H102ZM161 115H162V113H161ZM165 115H166V114H165ZM169 115H170V114H169ZM0 116H1V114H0ZM2 116H3V115H2ZM2 116H1V117H2ZM22 116H23V115H22ZM47 116H49V115L47 114ZM47 116H46V117H47ZM51 116H52V115H51ZM54 116H55V115H54ZM64 116H66V113H64ZM76 116H77V115H76ZM89 116H92V115H89ZM167 116H168V115H167ZM11 117H12V115H11ZM27 117H28V116H27ZM52 117H53V116H52ZM52 117H51L50 119H52ZM60 117H61V116H60ZM77 117H78V116H77ZM104 117H105V116H104ZM112 117H113V114H112ZM165 117H166V116H165ZM165 117H164V118H165ZM2 118H3V117H2ZM2 118H1V119H2ZM7 118H8V117H7ZM38 118H40V117L38 116ZM42 118H43V117H42ZM122 118H123V117H122ZM161 118L163 119V115H162ZM3 119H4V118H3ZM21 119H23V118L21 117ZM33 119H34V118H33ZM69 119H70V117H69ZM89 119H90V118H89ZM111 119H112V118H111ZM115 119H116V118H115ZM120 119H121V116H120ZM120 119H119V121H120ZM123 119L125 120V118H123ZM166 119H167V118H166ZM171 119H172V118H171ZM8 120H9V119H8ZM18 120H19V119H18ZM53 120H54V119H53ZM53 120H52V121H53ZM56 120H57V118H56ZM64 120H65V119H64ZM78 120H79V119H78ZM78 120H77V121H78ZM86 120H88V119H87V118H86V119H83L82 122H83V121H86ZM112 120H113V119H112ZM112 120H111V121H112ZM127 120H128V119H127ZM168 120H169V119H168ZM0 121H1V120H0ZM2 121L6 122L7 119H6V121H5V120H2ZM68 121H69V120H68ZM72 121H73V119H72ZM119 121H118V122H119ZM165 121H166V120H165ZM13 122H14V121H13ZM40 122H42V121H40ZM40 122H39V123H40ZM89 122H90V121H89ZM94 122H95V121H94ZM120 122H121V121H120ZM128 122H129V121H128ZM168 122H169V121H168ZM180 122H181V121H180ZM32 123H33V121H32L30 124H32ZM51 123H52V122H51ZM53 123H54V122H53ZM53 123H52V124H53ZM74 123H75V122H74ZM114 123H115V122H114ZM116 123H117V122H116ZM116 123H115V124H116ZM126 123H127V122H126ZM181 123H182V122H181ZM8 124H9V122H8ZM21 124H22V123H21ZM57 124H58V123H57ZM57 124H56V125H57ZM104 124H105V123H104ZM130 124H132V123H130ZM166 124H167V123H166ZM39 125H40V124H39ZM120 125H121V123H120ZM125 125H126V124H125ZM164 125H165V124H164ZM19 126L21 127V125H19ZM19 126H18V128H19ZM68 126H70V125H67L66 127H68ZM72 126H73V125H72ZM72 126H71V127H72ZM132 126H133V125H132ZM179 126H180V125H179ZM38 127H39V126H38ZM50 127H51V126H50ZM52 127H53V126H52ZM62 127H63V126H62ZM62 127H61V128H62ZM117 127H118V126H117ZM124 127H125V126H124ZM126 127H127V126H126ZM129 127H130V125H129ZM134 127H135V126H134ZM4 128H5V127H4ZM31 128H32V127H31ZM75 128H76V127H75ZM121 128H122V125H121ZM121 128H120V129H121ZM131 128H132V127H131ZM131 128H130V130H131ZM178 128H179V127H178ZM7 129H8V128H7ZM29 129H30V127L28 128V130H29ZM81 129H82V128H81ZM126 129H127V128H125V130H126ZM135 129H136V128H135ZM21 130H22V129H21ZM21 130H20V131H21ZM49 130H50V129H49ZM53 130H54V129H53ZM64 130H65V129H64ZM127 130H128V129H127ZM62 131H63V130H62ZM107 131H108V130H107ZM121 131H122V130H121ZM82 132H83V130H82ZM176 132H177V131H176ZM16 133H17V132H16ZM54 133H55V132H54ZM54 133L52 132V134H54ZM131 133H132V132H131ZM44 134H45V133H44ZM44 134H43V135H44ZM118 134H119V132H118ZM15 135H16V134H15ZM49 135H50V134H49ZM78 135H79V134H78ZM130 135H131V134H130ZM134 135H135V134H133V137H134ZM33 136H34V135H33ZM51 136H52V135H51ZM80 136H81V135H80ZM80 136H78V137H80ZM48 137H50V136H48ZM86 137H87V136H86ZM128 137H129V141H131V140L133 139V137H132V138H130V136H128ZM74 138H75V137H74ZM135 138H136V137H135ZM20 139H22V138H20ZM23 139H24V138H23ZM25 139H26V138H25ZM30 139H31V138H30ZM45 139H46V138H45ZM45 139H44V140H45ZM50 139H51V138H50ZM63 139H65V138L63 137ZM75 139H76V138H75ZM80 139H81V138H80ZM80 139H77V141L80 140ZM127 139H128V138H127ZM160 139L162 140V138H160ZM40 140H41V138H40ZM88 140H89V139H88ZM133 140H134V139H133ZM163 140H164V139H163ZM176 140H177V139H176ZM176 140H175V141H176ZM22 141H23V140H22ZM24 141H25V140H24ZM74 141H75V140H74ZM74 141H73V142H74ZM81 141L83 142V140H81ZM81 141H80V142H81ZM106 141H108V139H106ZM0 142H4V141H1V140H0ZM39 142H40V141H39ZM63 142H65V141H63ZM63 142H62V143H63ZM86 142H87V141H86ZM127 142H128V141H126V143H127ZM162 142H163V141H162ZM19 143H20V141H19ZM22 143H23V142H22ZM40 143H42V142H40ZM43 143H45V141H44ZM71 143H72V142H71ZM83 143H85V141H84ZM126 143H125V144H126ZM182 143H184V141H182ZM60 144H61V143H60ZM3 145H4V144H3ZM3 145H1L2 148H3ZM8 145H9V143H8ZM19 145H20V144H19ZM42 145H43V144H42ZM73 145H74V144H73ZM77 145H79V144H77ZM84 145H85V144H84ZM106 145H108V142L106 143ZM123 145H124V143H123ZM128 145H130V144H128ZM159 145H161V143H160ZM1 146H0V147H1ZM70 146H71V148L73 147L72 145H70ZM80 146H81V148H82L83 145L81 144ZM126 146H127V145H126ZM5 147H6V146H5ZM5 147H4V148H5ZM23 147L25 148V146H23ZM36 147H37V146H35V148H36ZM67 147H68V146H67ZM132 147H133V146H132ZM2 148H1V149H2ZM17 148H18V146H17ZM17 148H16V149H17ZM19 148H20V147H19ZM65 148H66V146H65ZM68 148H69V147H68ZM6 149H7V148H5L4 150H6ZM12 149H13V148H12ZM75 149H76V148H75ZM131 149H132V148H131ZM61 150H62V149H61ZM70 150H71V149H70ZM76 150H77V149H76ZM80 150H82V149H80ZM88 150H89V148H88ZM134 150H135V149H134ZM2 151H3V149H2ZM9 151H11V149H10ZM9 151H7V152H9ZM23 151H24V150H23ZM39 151H40V150H39ZM39 151H38V152H39ZM68 151H69V150H68ZM0 152H1V151H0ZM41 152H42V151H41ZM54 152H57V151H54ZM71 152H73V150H72ZM87 152H88V151H87ZM52 153H53V152H52ZM57 153H58V152H57ZM69 153H70V152H69ZM75 153H77V152H75ZM84 153H85V152H84ZM4 154H5V153H4ZM11 154H13V153H11ZM78 154H79V152H78ZM19 155H20V154H19ZM50 155H52V154H50ZM58 155H59V153H58ZM131 155H133V154H131ZM135 155H136V154H135ZM0 156H1V155H0ZM3 156H4V155H3ZM52 156H53V155H52ZM52 156H51V157H52ZM61 156H62V155H61ZM7 157H8V156H7ZM7 157H6V158H7ZM13 157H14V156H13ZM51 157H50V158H51ZM70 157H71V156H70ZM72 157H73V156H72ZM135 157H136V156H135ZM4 158H5V157H4ZM4 158H3V159H4ZM9 158H10V157H9ZM9 158H7V159H9ZM14 158H15V157H14ZM53 158H55V157H53ZM56 158H57V157H56ZM60 158H61V157H60ZM78 158H79V157H78ZM1 159H2V158H1ZM7 159H6V161H7ZM46 159H47V158H46ZM75 159H76V158H75ZM80 159H81V158H80ZM32 160H33V159H32ZM36 160H37V159H36ZM1 161H2V160H1ZM55 161H56V160H55ZM58 161H59V160H58ZM58 161H57V162H58ZM82 161H83V160H81V162H82ZM128 161H129V160H128ZM2 162H3V161H2ZM35 162H36V161H35ZM44 162H45V161H44ZM51 162H52V161H51ZM69 162H70V161H69ZM100 162H101V161H100ZM5 163H6V162H5ZM33 163H34V162H33ZM49 163H50V162H49ZM52 163H53V162H52ZM77 163H79V162H77ZM3 164H4V162H3ZM25 164H27V162H26ZM30 164H31V163H30ZM47 164H48V163H47ZM60 164H61V163H60ZM75 165H77V164H75ZM35 166H36V164H35ZM62 166H63V165H62ZM26 167H27V166H26ZM29 167H30V166H29ZM31 167H32V166H31ZM31 167H30V168H31ZM44 167H47V165H46V166L44 165ZM55 167H56V166H55ZM55 167H54V168H55ZM64 167H65V166H64ZM102 167H103V166H102ZM65 168H66V167H65ZM40 169H41V168H40ZM51 169H52V168H51ZM46 170H47V169H46ZM48 170H50V169L48 168ZM68 171H69V170H68ZM70 171H71V170H70ZM29 173H30V172H29ZM69 174H70V172H69ZM1 179H2V178H0V180H1ZM5 183H6V182H5ZM7 183H8V182H7ZM3 184H4V182H3ZM11 184H12V183H11ZM89 184H90V183H89ZM89 184H87V188H88V189L90 188V187H88ZM5 185H7V184H5ZM38 185H39V184H38ZM90 185H91V184H90ZM94 185H95V184H94ZM2 186H3V185H2ZM12 186H13V185H12ZM50 186H51V185H50ZM52 186H53V184H52ZM83 186H85V185H83ZM32 187H34V186H32ZM36 187H38V186H36ZM41 187H42V186H41ZM44 187H45V186H44ZM44 187H43V188H44ZM91 187H93V186H91ZM2 188H3V187H2ZM28 188H29V187H28ZM48 188H49V185H48ZM52 188H54V187H52ZM52 188H51V189H52ZM55 188H56V187H55ZM95 188H96V187H95ZM26 189H27V188H26ZM35 189H39V188H35ZM44 189H45V188H44ZM46 189H47V188H46ZM46 189H45V190H46ZM49 189H50V188H49ZM74 189H75V188H74ZM76 189H77V188H76ZM79 189H80V188H79ZM91 189H92V188H91ZM10 190H11V189H10ZM10 190H9V187H8V191H10ZM31 190H32V189H30L29 192H30ZM53 190H54V189H53ZM56 190H57V189H56ZM4 191H5V190H4ZM12 191H14V190H12ZM41 191H42V190H41ZM46 191H50V190H46ZM54 191H55V190H54ZM58 191H60V190L58 189ZM76 191H77V190H76ZM31 192H32V191H31ZM33 192H34V191H33ZM33 192H32V193H33ZM35 192H36V190H35ZM43 192H44V191H43ZM78 192H80V190H79ZM78 192H77V193H78ZM6 193H7V192H6ZM8 193H9V192H8ZM8 193H7V194H8ZM32 193H31V194H32ZM41 193H42V192H41ZM52 193H54V192L52 191ZM55 193H57V191H55ZM77 193H75V194H73V195H75V197H76V196H77V195H76ZM1 194H2V192H1ZM1 194H0V195H1ZM10 194L13 195V193H10ZM10 194H9V195H10ZM22 194H23V193H22ZM22 194H21V195H22ZM31 194H30V195H31ZM34 194H36V193H33V195H34ZM42 194H43V193H42ZM44 194H46V193H44ZM57 194H58V193H57ZM70 194H71V193H70ZM82 194H84V193H82ZM9 195H6V196H9ZM14 195H15V194H14ZM39 195H40V194H39ZM49 195H51V193H50ZM59 195H60V194H59ZM106 195H107V194H106ZM42 196H43V195H42ZM45 196H46V195H45ZM61 196H63V193H62ZM107 196H108V195H107ZM0 197H1V196H0ZM10 197H11V196H10ZM16 197H18V196H16ZM46 197H47V196H46ZM48 197H49V196H48ZM55 197H56V196H55ZM79 197H80V195H79ZM30 198H31V197H30ZM32 198H33V197H32ZM32 198H31V199H32ZM36 198H37V197H36ZM53 198H54V197H53ZM61 198H62V197H61ZM69 198H70V197H69ZM69 198H68V199H69ZM76 198H77V197H76ZM80 198H82V196H81ZM5 199H6V198H5ZM12 199H13V198H12ZM19 199H21V198H19ZM23 199H24V198H23ZM27 199H28V198H27ZM27 199H25V200H27ZM43 199H44V198H43ZM50 199H51V196H50ZM54 199H55V198H54ZM54 199H53V200H54ZM56 199H57V198H56ZM77 199H79V198H77ZM83 199H84V197H83ZM13 200H14V199H13ZM32 200H33V199H32ZM32 200H31V201H32ZM36 200H38V198H37ZM45 200H47V199L45 198ZM60 200H61V199H60ZM64 200H65V199H64ZM70 200H71V199H70ZM72 200H73V199H72ZM75 200H76V199H75ZM80 200H81V199H80ZM85 200H86V199H85ZM7 201H9V200L7 199L6 202H7ZM22 201H23V200H21V202H22ZM27 201H28V200H27ZM50 201H51V200H50ZM56 201H57V200H56ZM6 202H5V203H6ZM35 202H37V201H35ZM43 202H45V201H43ZM43 202H42V203H43ZM61 202H62V200H61ZM65 202H66V200H65ZM78 202H79V201H77V203H78ZM81 202H83V200H81ZM81 202H80V203H81ZM86 202H88V201H86ZM10 203H12V202H10ZM14 203H16V202H14ZM23 203H24V202H23ZM23 203H22V204H23ZM27 203H29V202H27ZM31 203H33V202H31ZM31 203H30V204H31ZM38 203H41V200H39ZM38 203H37V205H38ZM42 203L39 204V205H42ZM46 203H49V201H47ZM54 203H55V201H54ZM54 203H53V204H54ZM63 203H64V202H63ZM63 203H62V204H63ZM69 203H71V201H70ZM75 203H76V202H75ZM80 203H79V204H80ZM84 203H85V202H84ZM22 204H21V205H22ZM25 204H26V202H25ZM25 204H24V206H25ZM35 204H36V203H35ZM43 204H45V203H43ZM53 204H52V206H53ZM55 204H56V203H55ZM59 204H60V202H59ZM72 204H74V203H72ZM87 204H88V203H87ZM26 205H27V204H26ZM31 205H32V204H31ZM45 205H46V204H45ZM49 205H50V203H49ZM70 205H71V204H70ZM89 205H90V204H89ZM2 206H4V205H2ZM7 206H8V205H7ZM10 206H11V205H10ZM10 206H9V209H10ZM18 206H20V205H18ZM28 206H29V204L27 205V207H28ZM57 206H58V205H57ZM57 206H56V207H57ZM67 206H68V205H67ZM71 206H72V205H71ZM83 206H84V205H81L80 207L83 208ZM22 207H23V205L21 206V208H22ZM25 207H26V206H25ZM27 207H26V208H27ZM32 207H35V211H36L37 208H38V207L36 208V206H33V205H32ZM41 207L44 208V206H41ZM53 207H54V206H53ZM75 207H76V206H75ZM77 207L80 208L79 206H77ZM77 207H76L75 209H77ZM85 207H86V206H85ZM88 207H89V206H88ZM88 207H87V209H88ZM90 207H91V206H90ZM90 207H89V208H90ZM15 208H16V207H15ZM18 208H19V207H18ZM18 208H17V209H18ZM21 208H20V209H21ZM23 208H24V207H23ZM23 208H22V209H23ZM26 208H25V209H26ZM30 208H31V207H30ZM47 208H48V207H47ZM50 208H51V207H50ZM81 208H80V209H81ZM20 209H18V210L20 211ZM52 209H53V208H51V210H52ZM54 209H55V208H54ZM67 209H68V208H67ZM87 209H86V210H87ZM90 209H91V208H90ZM6 210H7V209H6ZM18 210H17V211H18ZM26 210H27V209H26ZM28 210H29V209H28ZM28 210H27V211H28ZM33 210H34V208H33ZM39 210H40V209H39ZM70 210H72V209H70ZM73 210H74V209H73ZM93 210H94V209H93ZM93 210H92V212H93ZM122 210H123V209H122ZM13 211H14V209H13ZM21 211H22V210H21ZM27 211H24V212H27ZM31 211H32V209H31ZM37 211H38V210H37ZM58 211H59V210H58ZM61 211H62V210H61ZM78 211H79V210H78ZM83 211H85V208H84ZM87 211H88V210H87ZM94 211H96V210H94ZM11 212H12V211H11ZM15 212H16V211H15ZM15 212H14V213H15ZM22 212H23V211H22ZM24 212H23V214H24ZM29 212H30V210H29ZM45 212H46V211H45ZM45 212H44V214H45ZM52 212H53V214H54V211H52ZM68 212H69V210H68ZM73 212H74V211H73ZM92 212H91V213H92ZM18 213H19V214H22L21 212H17L16 215H17ZM42 213H43V211H42ZM46 213H48V212H46ZM58 213H60V212H57V214H58ZM70 213H71V212H69V214H70ZM74 213H75V212H74ZM74 213H72V214H74ZM76 213H77V210H76ZM78 213H80V212H78ZM84 213H85V212H84ZM91 213H90V214H91ZM28 214H29V213H28ZM33 214H35V213H33ZM33 214H32V215H33ZM48 214H50V213H48ZM80 214H81V213H80ZM86 214H87V213H86ZM25 215H27V214H25ZM38 215H40V214L38 213ZM38 215H37V216H38ZM46 215H47V214H46ZM54 215H55V214H54ZM54 215H53V216H54ZM74 215H75V214H74ZM74 215H73V219H74V217H75ZM77 215H78V214H77ZM83 215H85V214H83ZM83 215L81 216V218H80V216H79V219H82ZM12 216H13V215H12ZM14 216H15V215H14ZM21 216H23V215H21ZM30 216H31V215H29V217H30ZM47 216H49V215H47ZM56 216H57V215H56ZM59 216H60V218H61V214H60ZM66 216H67V215H65L64 217H66ZM86 216H87V215H86ZM93 216H97V213H96V215H93ZM9 217H10V216H9ZM17 217H18V216H17ZM17 217H16V218H17ZM19 217H20V216H19ZM40 217H41V216H40ZM42 217H46V216H42ZM51 217H52V215H51ZM57 217H58V216H57ZM67 217H69V215H68ZM71 217H72V216H71ZM71 217H69V218H71ZM98 217H99V216H98ZM101 217H102V216H100L99 218L101 219ZM21 218H22V217H21ZM21 218H20V220H21ZM34 218H35V217H34ZM34 218H33V219H34ZM46 218H47V217H46ZM48 218H49V217H48ZM75 218H76L77 221H80V220H78L77 217H75ZM14 219H15V218H14ZM18 219H19V218H18ZM30 219H31V218H30ZM52 219H55V218H51V220H52ZM57 219H58V218H57ZM96 219H97V218H96ZM0 220H2V219H0ZM12 220H13V218H12ZM41 220H42V219H41ZM41 220H40V221H41ZM44 220L46 221V220H49V219H44ZM51 220L48 221V222H52ZM55 220H56V219H55ZM59 220H61V219H59ZM59 220H58V221H59ZM62 220H63V218H62ZM64 220H66V218H64ZM64 220H63V221H64ZM69 220H70V219H69ZM15 221H16V220H15ZM18 221H19V220H18ZM25 221H26V220H25ZM29 221H30V220H29ZM29 221H28V222H29ZM32 221H33V220H32ZM34 221H35V220H34ZM40 221L38 222V220H37V223H40ZM42 221H43V220H42ZM56 221H57V220H56ZM58 221H57V222H58ZM102 221H103V218H102ZM104 221H105V220H104ZM104 221H103V222H104ZM13 222H14V221H13ZM20 222H21V221H20ZM48 222H47V224H48ZM59 222H60V221H59ZM66 222H67V221H66ZM69 222H72V221H69ZM74 222H75V221H74ZM74 222H73V223H74ZM88 222H89V221H88ZM91 222H93V223H97V222H94V219H93V221L91 220ZM91 222H90V223H91ZM16 223H17V221H16ZM54 223H55V222H54ZM54 223L52 222V224H54ZM75 223H76V222H75ZM79 223H80V222H79ZM81 223H82V221H81ZM81 223H80V224H81ZM85 223H86V221H85ZM106 223H107V222H106ZM18 224H19V222H18ZM18 224H17V225H18ZM21 224H22V223H21ZM21 224H20V225H21ZM40 224H41V223H40ZM52 224H51V225H52ZM69 224H70V223H68V225H69ZM104 224H105V222H104ZM7 225H8V224H7ZM7 225H6V228H8ZM23 225H25V224H22V226H23ZM26 225H27V224H26ZM35 225H36V224H35ZM42 225H43V224H42ZM87 225H88V224H87ZM93 225H96V224H93ZM9 226H14V225L10 224ZM27 226H28V225H27ZM37 226H38V225H37ZM39 226H40V225H39ZM44 226H46V225L44 224ZM44 226H43V227H44ZM47 226H48V225H47ZM53 226H55V224H54ZM57 226H58V225H57ZM72 226H73V225H72ZM77 226H79V225L77 224ZM77 226H76V228H77ZM82 226H83V223H82ZM82 226H81V227H82ZM84 226H85V225H84ZM84 226H83V227H84ZM97 226H98V225H97ZM97 226H96V227H97ZM101 226H102V225H101ZM15 227H16V226H15ZM15 227H14V230L16 231L17 229H15ZM17 227H18V226H17ZM23 227H25V226H23ZM33 227H34V226H33ZM43 227H42V228H43ZM90 227H91V226H90ZM90 227H89V229H90ZM99 227H100V226H99ZM105 227H106V226H105ZM107 227H108V226H107ZM44 228H45V227H44ZM44 228H43V230L46 231L47 227H46V229H44ZM48 228H53V227H51L50 224H49ZM56 228H57V227H56ZM66 228H67V226H66ZM79 228H80V227H79ZM79 228H78V229H79ZM84 228H87V227H84ZM94 228H95V227H94ZM11 229H12V227H11ZM23 229H24V228H23ZM27 229H28V228H27ZM57 229H58V228H57ZM59 229H60V228H59ZM59 229H58V230H59ZM63 229H64V227H63ZM63 229H62V231H63ZM69 229H70V228H69ZM82 229H83V228H82ZM87 229H88V228H87ZM99 229H101V230H98V231L95 230V229H93V230H94V231H97V233H102L101 231L104 229V226H103V229H102V228H99ZM32 230H33V229H32ZM51 230H53V229H50V230H48V232H47V231H46V232H47V233H49V232L51 233V232H52ZM54 230H56V229H54ZM66 230H67V229H66ZM93 230H92V231H93ZM8 231H9V230H8ZM17 231H18V230H17ZM27 231H28V230H27ZM60 231H61V230H59V233H60ZM68 231H69V230H68ZM80 231H81V229H80ZM84 231H85V230H84ZM84 231H83V232H84ZM86 231H87V230H86ZM88 231H89V230H88ZM90 231H91V229H90ZM99 231H100V232H99ZM105 231H106V230H105ZM105 231H103V232L105 233ZM107 231H108V230H107ZM107 231H106V232H107ZM55 232H57V230H56ZM75 232H76V231H75ZM81 232H82V231H81ZM18 233H19V232H18ZM21 233H22V231H21ZM27 233H28V232H27ZM43 233H44V231H43ZM62 233H63V232H61V235H62ZM66 233H67V234H66ZM66 233H64V234H66V236H69V235H68V232H66ZM71 233H72V232H71ZM89 233H90V232H89ZM2 234H3V233H2ZM4 234H5V233H4ZM16 234H17V233H16ZM29 234H30V233H29ZM52 234H53V237H54V236H55L54 233H52ZM56 234H57V233H56ZM76 234H77V233H76ZM84 234H85V233H84ZM90 234H91V233H90ZM92 234H93V233H92ZM14 235H15V234H14ZM23 235H25V234H23ZM58 235H59V234H58ZM78 235L81 236V234H78ZM98 235H99V234H97V236H98ZM27 236H28V235H27ZM27 236H26V238H28ZM45 236H46V235H45ZM50 236H51V235L49 234L48 237H50ZM63 236H64V235H62V237H63ZM70 236H71V235H70ZM73 236H74V235H73ZM82 236H83V235H82ZM92 236H93V235H92ZM92 236H91V237H92ZM2 237H3V236H2ZM5 237H6V236H5ZM5 237H3V238H4V239H7V238H8V237H6V238H5ZM18 237H19V238H20V237L22 238L23 236L18 235ZM24 237H25V236H24ZM30 237H31V236H30ZM30 237H29V239H30ZM35 237H37V236H34V238H35ZM41 237H42V236H41ZM43 237H44V236H43ZM55 237H56V236H55ZM55 237L52 238V236H51V238H52L53 240L55 239ZM60 237H61V236H60ZM71 237H72V236H71ZM75 237H77V235H75ZM84 237H85V236H84ZM95 237H96V236H95ZM98 237H99V236H98ZM3 238H2L1 241H3ZM14 238H15V236H14ZM21 238H20V239H21ZM39 238H40V236H39ZM66 238H67V237H66ZM87 238H89V237L87 236ZM96 238H97V237H96ZM101 238H103V236H102ZM9 239H10V238H9ZM29 239H28V240H29ZM41 239H44V238H41ZM47 239H48V238H47ZM57 239H58V238L56 237L55 240H57ZM64 239H65V238H64ZM67 239L69 240V237H68ZM73 239H75V238L73 237ZM78 239H79V238H78ZM81 239H82V237H81L79 240H81ZM12 240H13V239H12ZM22 240H23V239H22ZM24 240H25V238H24ZM28 240H26V241H28ZM53 240H51V241H53ZM85 240H86V239H85ZM90 240H91V239H90ZM93 240H94V238H93ZM7 241H8V240H7ZM15 241H16V240H15ZM15 241H14V244H15ZM18 241H20V240H18ZM34 241H35V239H34ZM45 241H46V240H44V243H45ZM48 241H49V240H48ZM59 241H61V240H59ZM71 241H72V239H71ZM75 241H76V240H75ZM96 241H97V239H96ZM5 242H6V241H5ZM5 242H3V243H5ZM12 242H13V241H12ZM16 242H17V241H16ZM22 242H23V241H22ZM22 242H21V244H22ZM40 242H41V241H40ZM66 242H69V241L66 240ZM78 242H80V241H78ZM82 242L84 243V240H83ZM82 242H81L80 244H82ZM86 242H87V241H86ZM88 242H89V241H88ZM0 243H1V242H0ZM6 243H7V242H6ZM26 243H28V242H26ZM26 243H23V244L26 245ZM35 243H36V241L34 242V244H35ZM53 243H55V242H53ZM56 243H58V240H57ZM73 243H77V242H73ZM73 243H69V244H73ZM8 244H10V243H8ZM12 244H13V243H12ZM21 244L18 243V244H15V246H16V245H21ZM29 244H30V243H29ZM31 244H32V243H31ZM42 244H43V243H42ZM45 244H46V243H45ZM59 244H60V243H59ZM78 244H79V243H78ZM4 245H5V244H4ZM24 245H22V246H24ZM37 245H38V243H37ZM43 245H44V244H43ZM50 245H51V244H50ZM50 245H49V246H50ZM57 245H58V244H57ZM73 245L76 246L77 244H73ZM8 246H9V245H8ZM35 246H36V245H35ZM35 246H34V247H35ZM45 246H47V245H45ZM45 246H44V247H45ZM49 246H48V247H49ZM54 246H56V245L54 244ZM60 246H61V245H60ZM62 246H65V248H67V243H66V245H63V244H62ZM70 246H72V245H70ZM70 246H69V247H70ZM5 247H6V246H5ZM10 247H13V246L10 245L9 248H10ZM17 247H19V246H16V248H17ZM26 247H28V245H26ZM39 247H40V245H39L37 248H39ZM42 247H43V246L41 245V248H42ZM69 247H68V250H69ZM7 248H8V247H7ZM7 248H5V252H9V251H8L9 248H8V250H6ZM19 248L21 249V246H20ZM30 248H31V247H29V249H30ZM57 248H59V247H57ZM26 249H27V248H26ZM35 249H36V248H35ZM43 249H44V248H43ZM43 249H42V251L45 252V251H44L45 249H44V250H43ZM60 249H61V247H60ZM60 249H59V250H60ZM71 249H72V248H71ZM71 249H70V250H71ZM14 250H15V249H14ZM18 250H19V249H18ZM36 250H37V249H36ZM38 250H39V249H38ZM38 250H37V251H38ZM40 250H41V249H40ZM46 250H47V249H46ZM57 250H58V249H57ZM59 250H58V251H59ZM62 250H63V249H62ZM64 250H65V249H64ZM10 251L13 253L12 249H11ZM20 251H22V249H21ZM31 251H34V252H35V250H29V252H31ZM42 251H41V252L39 251V252L42 254ZM49 251L51 252L50 249H49ZM66 251H67V249H66ZM11 252H10V253H11ZM22 252H23V251H22ZM34 252H33V254H34ZM63 252H65V251H63ZM2 253H3V254H6V253H4V252H2ZM31 253H32V252H31ZM60 253H61V252H60ZM67 253H69V252L67 251ZM70 253H72V252H70ZM7 254H8V253H7ZM17 254H19V253H17ZM21 254H22V253H21ZM25 254H26V256H28V255H27V254H28L27 252H25L24 255H25ZM35 254H36V253H35ZM41 254H40V255H41ZM48 254H51V253L48 252ZM53 254H56V253H53ZM53 254H52L51 256H53ZM58 254H59V253H58ZM40 255H39V256H40ZM42 255H45V253L42 254ZM59 255H60V254H59ZM65 255H66V254H65ZM21 256H22V255H21ZM21 256H20V257H21ZM33 256H34V255H33ZM36 256H37V255H36ZM51 256H50V258H52ZM56 256H57V258H58V255H56ZM61 256H63V253H62ZM7 257H8V256H7ZM11 257H13V254H12ZM11 257L9 256L8 258H11ZM14 257H15V256H14ZM20 257H19V260H21ZM45 257H47V253H46V256H45ZM72 257H73V256H72ZM3 258H4V257H3ZM5 258H6V257H5ZM17 258H18V256L16 257V259H17ZM29 258H31V257H28V259H29ZM37 258H38V257H37ZM39 258H40V257H39ZM39 258H38V260H39ZM50 258H49V259H50ZM57 258H56V259H57ZM63 258H64V257H63ZM63 258H62V259H63ZM12 259H13V258H12ZM22 259H23V257H22ZM53 259H54V258H53ZM65 259H66V257L64 258L63 261H65ZM7 260H8V259H7ZM13 260H14V259H13ZM38 260H35V261L38 262ZM41 260H42V259H41ZM43 260H44V259H43ZM50 260H51V259H50ZM54 260H55V259H54ZM57 260H58V259H57ZM59 260H60V259H59ZM66 260H69V258L66 259ZM4 261H5V260H4ZM10 261H11V259H10ZM23 261H24V260H23ZM23 261L21 260V262H23ZM32 261H34V259H32L31 262H32ZM44 261H45V260H44ZM48 261H49V260H48ZM75 261H77V260H75ZM75 261H74V262H75ZM79 261H81V260H79V258H78V262H79ZM1 262H3V261H1ZM50 262H52V261H50ZM54 262H55V261H54ZM54 262H53V263H54ZM56 262H57V261H56ZM58 262H59V261H58ZM65 262H66V261H65ZM5 263H6V262H5ZM15 263H16V262H15ZM19 263H20V262H19ZM23 263H25V262H23ZM46 263H48L47 260H46ZM46 263H45V264H46ZM53 263H52V264H53ZM59 263L61 264V261H60ZM66 263L68 264V262H66ZM69 263H70V262H69ZM75 263H76V262H75ZM75 263H73V264H75ZM83 263H85V262H83ZM83 263H82V264H83ZM8 264H9V263H8ZM12 264H14V263H12ZM25 264H26V263H25ZM27 264H30V263L27 262ZM32 264H33V263H32ZM35 264H36V263H35ZM54 264H55V263H54ZM64 264H65V263H64ZM77 264H78V263H77ZM85 264H86V263H85Z\"/></svg>","mask_w":264,"mask_h":264}]
</instances>
